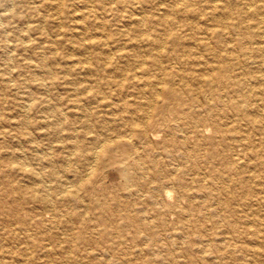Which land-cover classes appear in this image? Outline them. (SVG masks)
<instances>
[{"label": "bare ground", "instance_id": "bare-ground-1", "mask_svg": "<svg viewBox=\"0 0 264 264\" xmlns=\"http://www.w3.org/2000/svg\"><path fill=\"white\" fill-rule=\"evenodd\" d=\"M49 7L59 27L62 14H69L64 34L69 49L76 50L60 72L68 76L62 78L79 109L81 131L66 155L77 156V179L62 178L51 153L36 146V160L50 168L47 176L28 168L14 150L5 162L8 169L15 166L37 184L30 198L41 201L42 210L56 219L46 229H54L61 218H72L55 209L47 177L55 181L58 199L68 195V200L78 205L85 202L84 207L95 213L100 226L97 237L91 236L90 226L81 227L74 240L66 239L65 247L55 241V248L65 255L73 246L88 253L86 246L98 244V235L113 237L106 245L112 250L126 242L152 244L163 241L158 238L163 227L173 229L167 237L189 236L188 241H180L185 262L178 261L163 241L165 255L174 264H224L227 260L264 264V0H0V33L10 32L11 44L25 48L31 29L45 31ZM5 51L3 60L12 59ZM34 54L41 63L40 74L51 79L39 80L47 89L54 78L51 64L57 58L55 54L48 58L43 51ZM34 54L26 55V64ZM76 68L81 69L80 76L72 77ZM108 69L114 77L107 76ZM124 79L135 86L132 102L115 98ZM76 81L86 83L81 87ZM105 86L112 91L105 94ZM88 91L86 101L78 97ZM28 105V99L19 103L23 112ZM45 109L55 119L50 133L58 138L65 111L56 104ZM94 112L99 117L96 122ZM99 156L115 167L123 180L120 189L94 191L97 180L89 177ZM81 189L86 196L78 193ZM226 205L229 220L220 238L212 239L205 232L206 224L218 227L220 208ZM243 208L251 210L252 216ZM20 209L17 199L7 208L0 201V212L10 213L25 226L18 219ZM240 222L244 223L241 233ZM237 238L240 244L236 245ZM147 252L152 253L151 247ZM132 253L129 246L125 255ZM140 260L163 264L150 256ZM4 263L8 264L0 255V264ZM81 263L78 258L74 261Z\"/></svg>", "mask_w": 264, "mask_h": 264}, {"label": "rangeland", "instance_id": "rangeland-1", "mask_svg": "<svg viewBox=\"0 0 264 264\" xmlns=\"http://www.w3.org/2000/svg\"><path fill=\"white\" fill-rule=\"evenodd\" d=\"M47 12L45 31L41 34L39 31L31 29L29 32L30 40L25 48L13 46L11 44L12 37L10 32L5 34L3 32L0 33V55L2 56L4 54L2 59L0 56V201H2L7 208L17 199L21 207L18 213V219H21L25 225L23 226L21 223H18V220H15L13 215H10V213L4 215L0 212V255L3 257V261L8 262V264H16V260L21 259V261H19L21 264H27V262H22V260L24 261V259H28L31 264H74V261L78 258L82 260L81 264H146L141 262L140 258L150 256L155 261H163V264H174L173 261L165 255L164 249L166 248L165 243H167L169 248L173 250L176 255H178L176 256V259L180 262H185L186 257L182 255L184 247L183 243L181 244L180 241H188L189 236H184L181 240H178L177 237L173 236L167 237L169 232L173 229L166 230V228L163 227L158 229V238H163L162 240L165 241V243H163V241L154 242L152 244L151 242L143 243L142 241H139L137 244L133 242H126L124 244L117 245V248L112 250L108 246L106 247V245L113 237L101 238L98 235V244L86 246V249L89 251L88 253H85V249H78L75 246L68 251L67 255L60 253L59 250L55 248V241H58L60 247H65V240H74L73 237L76 234V231L81 227L90 226L91 236L97 237V232L99 231L100 226L99 222L94 218L95 213L84 207L85 202L78 205L70 199L68 200L66 197L68 195H63L61 199H58L55 196V193L57 192L54 188L55 181L52 178L47 177L45 178L48 181H46V184L48 185L49 183V191L53 194V204L55 209H61L60 211L64 212V214H72V218L66 220L67 222L65 221V218H61L55 222L54 229H46V227H49L50 225L53 226L52 223L56 219L51 217L50 211L42 210V208H44V204L41 201L30 198L29 194L32 189L37 188V184H35L32 178L24 171L16 169L15 166L12 165L8 169L9 165L5 161L8 157L7 155L14 150L15 152L21 154L20 156L25 160L28 168L35 171L38 170L42 175L47 176L50 168L40 165V162L36 160V152L34 151L36 146L39 151H49L51 153L52 162H54L58 171L61 172L60 176L62 178H69L71 181L77 179L76 169L79 165L77 156L76 154H72L67 158L66 155L70 150V144L74 143L71 140H75L74 136L80 134L81 131L80 124L77 122L79 109L75 106L72 100L76 97H72L70 91L66 89L68 88V83L63 81V73L60 72L64 66L66 67L70 64L67 63L68 60L74 59V56H76V50L72 49V51L69 49L70 46L68 44V36L64 34V31H67V26L70 24L69 14L66 16L67 18L65 17V13L62 14V28L59 27L56 20L53 19L50 7ZM39 46H42L44 50H41V47ZM5 50H7L8 55L10 54V57L12 56V59L3 60L6 56ZM41 51L45 52L48 58H51L54 54L57 58L56 62L51 64L54 72V78L47 89L40 86L39 80H41V78H46L50 81L51 79H48L45 75L40 74L41 63L34 54H38ZM30 54L34 55L30 58V63L26 64L24 58L26 55ZM79 72H81V69L76 68L73 70L74 75L72 74L71 76L79 77ZM106 74L110 78L114 77L113 71L111 70L107 71ZM63 77L67 78L68 76L64 75ZM85 83L86 82L84 81L75 82L76 85L81 87ZM121 83L122 85L121 88H119V94L116 95V97L115 95L113 96L116 99L127 98L126 100L128 102H132L135 86L131 85V82L128 79L122 80ZM110 87L112 89H117L113 83L110 84ZM57 88L59 90H57ZM108 88L105 86L102 91H104L105 94L112 91L110 89L108 90ZM90 94L91 91L86 93L83 92L80 93L78 97H81L83 101H86ZM22 99H28L29 105L25 112H23L19 106ZM47 103L56 104L60 111L66 112H64V121L59 126L60 137L58 138L50 133L51 128L54 126L53 123L55 119L53 116H47V110L45 109V106L48 105ZM39 116L43 117L41 118ZM153 116L154 115L151 117L153 118ZM92 117L95 122L96 119L99 118L96 117V113L93 114ZM25 121L26 123H24ZM160 135L162 136L163 132H160ZM208 148L209 146L206 144V149ZM95 161L94 165L96 167L93 166L92 174L89 177L91 179L96 178L97 180V182L92 186L94 191L96 193H100L103 190H108L109 188L120 189V183L123 182V180L116 171L115 167L107 166L104 163L103 156H99V158ZM127 162L131 163V160H128ZM226 166L228 167L227 164ZM207 180L212 181L211 177H207ZM9 184L16 187L18 186L19 189L12 191L8 187ZM234 192L236 195L239 194L238 191L233 190L234 195ZM78 193L86 196V191L84 189L78 190ZM221 195L225 196L226 193L221 192ZM228 206L229 205H226L225 208L224 206L220 208L222 213L221 219L217 225L218 227L214 226L213 228L210 224H206L205 232L206 234H209L212 239L213 237L220 238L222 235L220 232L224 229L225 220H229L230 217ZM244 210L248 213V217L252 216V214H250L251 210ZM77 213L82 214L80 215L81 218L80 216H77ZM243 213L244 212H240V215H243ZM41 220H43V223H41ZM65 224L67 226H64ZM238 225L240 233L243 232L244 223L240 222ZM22 228H26L27 230L24 231ZM178 229L180 233L186 234V230L184 228ZM126 232H128L126 235H130L131 229H127ZM215 232L220 234L216 236ZM229 233L230 232L225 234L228 235ZM244 240L246 239L244 238L243 241ZM230 241L232 242L230 239L229 241H223L222 243L227 244ZM237 244H240V240L238 238L236 240V245ZM129 246H132L133 253L125 255ZM149 247L152 249L151 254H148L149 252H147ZM209 255L208 250L205 254L206 258ZM199 264L204 263L199 262ZM224 264H231V262L229 263L227 260Z\"/></svg>", "mask_w": 264, "mask_h": 264}]
</instances>
